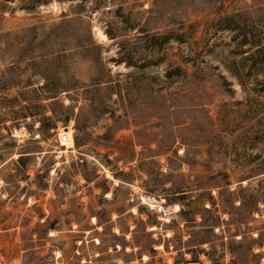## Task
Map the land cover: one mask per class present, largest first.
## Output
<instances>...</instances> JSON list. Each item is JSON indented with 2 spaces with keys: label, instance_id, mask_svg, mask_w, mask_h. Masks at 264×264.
<instances>
[{
  "label": "rangeland",
  "instance_id": "obj_1",
  "mask_svg": "<svg viewBox=\"0 0 264 264\" xmlns=\"http://www.w3.org/2000/svg\"><path fill=\"white\" fill-rule=\"evenodd\" d=\"M0 264H264V0H0Z\"/></svg>",
  "mask_w": 264,
  "mask_h": 264
},
{
  "label": "trees",
  "instance_id": "obj_2",
  "mask_svg": "<svg viewBox=\"0 0 264 264\" xmlns=\"http://www.w3.org/2000/svg\"><path fill=\"white\" fill-rule=\"evenodd\" d=\"M79 12H77L76 14V17H71V18H68V17H66L65 16V18H63V20L60 22V24H59V27H63V26H66V25H68L69 23H73V24H78V25H82V24H84V21H83V18H82V16H80L79 14H78ZM227 18H229V17H227ZM89 34H90V39H91V37H92V33H91V28L89 27ZM107 34L110 36V38H115L116 36L115 35H112L111 33H109V32H107ZM90 47L91 48H97L98 46L92 41L91 42V44H90ZM100 48V47H99ZM128 64H130L129 63V61H128ZM103 79H93L92 80V84L94 85V86H97V85H101L102 83H104L105 81H102ZM107 82H110V80H108ZM98 87V86H97ZM119 94V93H118ZM49 97H47L46 99H48ZM30 117H34V116H36V114H31V115H29ZM73 119V117L71 116H67V117H65V119H64V122H70L71 120ZM74 120H75V128H76V130H77V132L80 130V123H79V120L77 119V117H75L74 118ZM75 143H76V145H80V142H79V140H78V136H75ZM26 155H21L20 156V159H22V158H24ZM142 256L140 255V258H141ZM182 261L184 262V263H188V262H192V263H196V262H200L199 261V258L197 257V256H194V257H192V259H190V260H188V261H186L185 259H182ZM127 262H129V261H127Z\"/></svg>",
  "mask_w": 264,
  "mask_h": 264
},
{
  "label": "water",
  "instance_id": "obj_3",
  "mask_svg": "<svg viewBox=\"0 0 264 264\" xmlns=\"http://www.w3.org/2000/svg\"><path fill=\"white\" fill-rule=\"evenodd\" d=\"M217 173L219 174V173H221V170H220V165H219V160H217ZM56 222H57V220H54L52 223H51V225H50V227L51 228H53L54 226H55V224H56Z\"/></svg>",
  "mask_w": 264,
  "mask_h": 264
},
{
  "label": "bare ground",
  "instance_id": "obj_4",
  "mask_svg": "<svg viewBox=\"0 0 264 264\" xmlns=\"http://www.w3.org/2000/svg\"><path fill=\"white\" fill-rule=\"evenodd\" d=\"M66 134H67V135H70V131H67ZM69 140H70V139H69ZM69 140L63 144V145H66L67 148H71V146H72V144H73V141H69Z\"/></svg>",
  "mask_w": 264,
  "mask_h": 264
},
{
  "label": "built area",
  "instance_id": "obj_5",
  "mask_svg": "<svg viewBox=\"0 0 264 264\" xmlns=\"http://www.w3.org/2000/svg\"><path fill=\"white\" fill-rule=\"evenodd\" d=\"M60 138H61L62 143L66 142V141H68L70 139V137L66 133L61 135Z\"/></svg>",
  "mask_w": 264,
  "mask_h": 264
}]
</instances>
